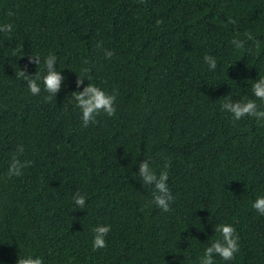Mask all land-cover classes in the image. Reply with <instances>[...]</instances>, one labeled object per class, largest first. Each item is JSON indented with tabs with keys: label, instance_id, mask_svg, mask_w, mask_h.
<instances>
[{
	"label": "trees",
	"instance_id": "1",
	"mask_svg": "<svg viewBox=\"0 0 264 264\" xmlns=\"http://www.w3.org/2000/svg\"><path fill=\"white\" fill-rule=\"evenodd\" d=\"M8 23L12 32H0V264L29 255L44 264H199L221 224L236 229L240 250L215 264H264V216L252 208L264 196V126L221 108L231 96L264 109L251 87L264 78V0H0V25ZM49 54L65 77L51 100L42 80L34 96L15 75L43 77ZM205 55L216 58L214 71ZM78 77L86 79L79 88ZM88 83L117 94L116 113L85 128L72 93ZM18 145L31 165L9 179ZM145 160L157 175L168 165L169 212L138 177ZM101 225L111 226L107 247L93 251Z\"/></svg>",
	"mask_w": 264,
	"mask_h": 264
},
{
	"label": "clouds",
	"instance_id": "2",
	"mask_svg": "<svg viewBox=\"0 0 264 264\" xmlns=\"http://www.w3.org/2000/svg\"><path fill=\"white\" fill-rule=\"evenodd\" d=\"M144 0H141L143 3ZM8 16L15 15L14 12L8 11ZM163 21L157 20V25L161 24ZM235 23V21H232ZM13 30V25L3 24L0 25V32L11 33ZM248 40H253L256 47L259 48V41H256L251 33H245ZM231 43L236 48H243L244 41L233 39ZM98 47H102V44L98 43ZM114 56L112 51H105V58L111 59ZM29 61L38 65L40 63V58L29 57ZM57 57L54 54H49L44 61L46 67V74L41 77L35 72L34 75H28L26 69H19L15 75L21 77L26 81L27 87L32 95H39L41 93V84L38 80H42L43 90L49 93L46 99L51 100L56 96L57 92L61 88V83L65 77L61 76L60 71L54 68L56 65ZM204 61L208 65L210 71H214L217 68V60L215 57L210 55L204 56ZM87 71V69H85ZM91 77L88 78L90 80ZM86 79L78 77L76 80V86L79 88ZM252 93L254 97L264 103V78L256 80L252 84ZM75 106L81 111V120L83 127L87 128L89 124L97 123V117L103 113L108 117H112L116 113L115 101L117 94H108L99 87L88 83L87 86L83 87L82 91H75L72 93ZM222 110L227 111L232 115L233 121H239L243 118L251 117L259 124L264 126V109L260 108L253 99H247L244 102L235 101L233 102L231 96H226L224 103L221 105ZM23 153V146H17V155L13 156L12 162L8 168L6 174L7 178L12 176H21L23 174L22 170L25 167L31 165V161H21L18 156ZM139 174L138 177L143 181L145 185L153 186L154 191L152 192V199L154 204L159 207L164 212H169L171 210L170 205L175 201V197L172 195L167 181L169 178V173L167 171L168 165L165 164V170L161 171L157 175L153 169L150 167L148 161H141L138 165ZM75 206L79 209H84L86 206V198L77 192L73 196ZM252 208L256 210L260 215L264 216V196H259L252 204ZM111 231L110 225H101L93 229V241L92 249L93 251L103 249L107 247L106 236ZM215 232H218L221 239L214 240L209 246L205 247L202 257L199 259V264H215L214 257L219 256L224 261H231L234 259V254L237 253L239 249V236L236 229L229 224H221L215 227ZM16 264H44V261L40 257L33 258L31 255L28 257H21L17 259Z\"/></svg>",
	"mask_w": 264,
	"mask_h": 264
},
{
	"label": "bare ground",
	"instance_id": "3",
	"mask_svg": "<svg viewBox=\"0 0 264 264\" xmlns=\"http://www.w3.org/2000/svg\"><path fill=\"white\" fill-rule=\"evenodd\" d=\"M263 22V21H262ZM263 24V23H262ZM238 25V24H237ZM260 25V24H259ZM242 29V28H241ZM260 30V29H259ZM258 31V30H257ZM230 77V76H229ZM218 86V85H217ZM216 165V164H215ZM219 166V165H218ZM214 168V167H213ZM222 169V168H221ZM219 171V170H218ZM211 172V171H210ZM213 172H214V170H213ZM230 172V171H229ZM204 173V172H203ZM202 173V174H203ZM219 173V172H218ZM214 174V173H213ZM223 174V173H222ZM205 175V174H204ZM207 176V175H206ZM209 176V175H208ZM204 177V176H203ZM221 178V177H220ZM195 179V178H194ZM211 180V179H210ZM197 181V180H196ZM201 182V181H200ZM202 184V183H201ZM219 184H221V183H219ZM200 185V184H199ZM199 185H198V187H199ZM206 185V184H205ZM179 186V185H178ZM208 186V185H207ZM182 187V186H181ZM185 187V186H184ZM196 187V186H195ZM201 187H203V186H201ZM176 188V187H175ZM187 188V187H186ZM200 188V187H199ZM200 189H202V188H200ZM204 189V188H203ZM181 190V189H180ZM190 190V189H189ZM182 191V190H181ZM188 191V190H187ZM194 191V190H193ZM215 191H217V190H215ZM219 191H220V188H219ZM198 192V191H197ZM204 192V191H203ZM177 193H179V192H177ZM218 193V192H217ZM206 195V194H205ZM188 196V195H187ZM200 196H201V194H200ZM175 197V196H174ZM178 197V196H177ZM190 197V196H189ZM205 197V196H204ZM206 198V197H205ZM211 198V197H210ZM177 199V198H176ZM181 199H182V196H181ZM207 199V198H206ZM205 200V199H204ZM192 203V202H191ZM207 202H205V204H206ZM215 203V202H214ZM213 203V204H214ZM222 203V202H221ZM188 204V203H187ZM176 205H178V204H176ZM189 205V204H188ZM196 205V204H195ZM199 205V204H198ZM179 207V206H178ZM182 207V206H181ZM206 207V206H205ZM197 208V207H196ZM196 208H195V211H196ZM179 209V208H178ZM182 209V208H181ZM186 209V208H185ZM205 209V208H204ZM180 210V209H179ZM183 210V209H182ZM200 210V209H199ZM179 212V211H178ZM194 213V212H193ZM180 214V213H179ZM187 214V213H186ZM191 214V213H190ZM198 214V213H197ZM182 215V214H181ZM194 215V214H193ZM189 216V215H188ZM201 216V215H200ZM180 217V216H179ZM185 217H187V216H185ZM196 217V216H195ZM194 217V218H195ZM176 218V217H175ZM174 218V219H175ZM194 220H196V219H194ZM189 222V221H188ZM137 224V223H136ZM135 224V226H137ZM191 224V223H190ZM194 225V224H193ZM143 227V226H142ZM136 231V230H135ZM138 236V235H137Z\"/></svg>",
	"mask_w": 264,
	"mask_h": 264
}]
</instances>
